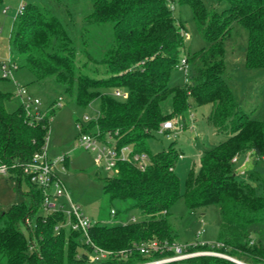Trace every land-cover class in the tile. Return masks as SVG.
I'll return each instance as SVG.
<instances>
[{"label": "trees", "instance_id": "16d2710c", "mask_svg": "<svg viewBox=\"0 0 264 264\" xmlns=\"http://www.w3.org/2000/svg\"><path fill=\"white\" fill-rule=\"evenodd\" d=\"M88 1L92 10L80 25L71 13L65 22L61 17L65 11L27 3L24 13L14 20L9 43L10 57L18 69L27 68L38 81L54 79L67 94L75 96L79 107L86 109L99 99L98 116L80 133L94 134L104 141L114 138L118 148L131 146L134 152L150 157L145 170L120 161L113 176L103 179V191L110 201L133 202L144 219L113 227L94 224L89 231L92 241L113 252L109 264H140L173 254L176 236L169 217L181 196L176 168L184 153L175 143L152 153L150 139L163 122L184 118L193 102L211 105L208 122L226 139L204 151L199 166L193 164L189 169L183 194L189 209L219 207L222 221L217 242L188 245L187 251L209 249L246 264H264V196L238 181L233 163L235 157L249 152L264 156V118L247 113L224 78L225 45L233 38V30L236 34L242 28L246 31L245 67L264 69V0H217L228 4L223 13L210 12L203 0H179L191 6L195 25L207 43L193 54L188 52L186 61L191 70L183 88L170 85L173 72L180 69L185 39L183 26L166 0ZM102 33L111 36V44L95 59L89 47ZM77 43L86 59L96 65V76L81 73ZM98 66L104 67L103 73ZM114 90L127 92L128 98L114 97L109 93ZM170 96L173 111L164 115L161 103ZM11 97L0 91V167L18 178L20 192L22 183L28 184L25 194L32 198V206L12 205L0 213V260L6 259V264L83 262L87 256L78 257L86 248L82 235L66 228L55 231L66 222L62 211L39 214L45 199L43 190L24 173L34 155L45 151L56 108L52 105L48 115L36 120L22 105L8 112L5 103ZM153 241L161 248L150 256L141 254V244ZM184 261L236 264L216 255Z\"/></svg>", "mask_w": 264, "mask_h": 264}, {"label": "rangeland", "instance_id": "374dc122", "mask_svg": "<svg viewBox=\"0 0 264 264\" xmlns=\"http://www.w3.org/2000/svg\"><path fill=\"white\" fill-rule=\"evenodd\" d=\"M20 0H2L0 2V61L10 57L9 39L17 18L16 8ZM35 3L40 6H48L60 11H65L61 16L65 22L73 15L80 25L83 17L92 10L88 0H25V3ZM210 12L223 13L228 8L225 2L219 3L217 0H203ZM59 3V5H57ZM174 12V17L183 26L185 39V49L181 52L182 60H185L188 52H194L207 46L201 33L197 29L191 6L188 3H180L174 0L169 4ZM9 7V13L3 11ZM91 8V9H90ZM109 28V27H108ZM241 28V27H238ZM246 31L242 28L236 34L233 30V38L225 45V71L224 78L231 85L235 96L243 109L252 114L253 117L264 118V69H247L245 67ZM111 44L109 34H99L94 37L89 47L90 53L95 59H99L107 51ZM79 54L77 64L81 73L89 76H96V65L86 59L81 51L80 44L77 43ZM187 62V61H186ZM181 66V65H180ZM187 72L183 67L175 70L172 74L170 85L183 88L189 81V63L186 64ZM104 67L98 66L99 72H104ZM19 87H24L35 98L40 99L39 109L43 114H49L52 105L56 106L59 98H62L61 106H56V113L50 119V133L46 145V155L48 160L57 161L54 164V171L59 176L65 188V194L57 200V205L69 220V211L72 204L81 208L82 213L90 219L92 224H103L109 227L128 224L144 219L142 213L133 208L131 201L121 200L110 201V197L103 191V179L113 176L112 172H107L98 167L95 162L96 154L87 151L79 146L80 130L79 121L84 124L88 116L91 120L96 119L99 114V99L84 109L75 102V96L66 93L65 87L57 84L54 79L48 78L38 81L27 68H20L14 74V79H0V91L12 95L11 100L5 103L8 112L15 111L22 105V98L18 94ZM113 94L112 91H109ZM193 106L185 113L182 129L177 136H167L159 131L150 139V149L152 153H157L167 149L172 143L183 151V156L177 163L176 173L181 179V196L170 210L169 223L174 233L176 244L180 246L211 244L217 242L218 233L222 221L220 209L217 206L200 207L189 209L183 197L185 191V180L189 169L196 163L199 166L200 157L204 151L215 148L221 141L225 140L224 135L218 134L214 127L208 122L211 112V105L198 106L192 102ZM173 111L172 96L161 103V112L169 115ZM112 145L116 141L109 140ZM241 156L235 164L236 178L254 187L258 195L264 196V160L257 159L256 155ZM241 172L245 174L242 175ZM28 184L22 183V192L18 189V178L11 177L8 173L0 172V213L7 211L12 205L32 206V198L25 193L28 192ZM114 210L116 215H112ZM42 209L39 214L46 215ZM70 221V220H69ZM68 230V228H67ZM22 232L27 235V229L22 227ZM194 258L213 253V250H197L193 252ZM0 264H6V259L0 260ZM179 264H197L184 261Z\"/></svg>", "mask_w": 264, "mask_h": 264}, {"label": "built area", "instance_id": "2783aa9c", "mask_svg": "<svg viewBox=\"0 0 264 264\" xmlns=\"http://www.w3.org/2000/svg\"><path fill=\"white\" fill-rule=\"evenodd\" d=\"M166 1L168 2V4H170L174 0ZM26 4L27 3H25V0H20L16 8L17 17L21 16L24 13ZM9 10L10 8L7 7L3 12L7 14L9 13ZM186 64L187 62L185 59L182 60L180 66L185 69V72H187ZM17 70L18 66L11 57L0 61V79H14V74ZM18 94L22 98V106L25 108L26 114L32 118H35L36 120H39L44 115L39 109V105L41 104L40 99L35 98L24 87H19ZM112 95L121 100H126L128 98V93L123 90H114ZM61 101L62 98H59L56 102V106H61ZM56 106L54 105L55 108ZM85 121L90 122L92 120L88 116H86ZM86 125L87 124H84L79 121V130H81ZM182 129L184 128L181 120L175 118L163 122L161 127L159 128V132L164 135H167L168 137H173L177 136V134L181 132ZM109 140H114V138L108 137L104 141L100 139L99 136H96L94 134L80 133L78 147H82L87 151L94 152L96 154V165L98 167L103 168L107 172H112V174L116 172L117 164L120 161L131 163L140 170H145L147 168L150 163V157L148 154L134 152L131 146L118 148L117 144L112 145ZM45 152L46 148L44 153L35 154L33 160L26 166H24V173L30 178L31 182L34 185L43 190L45 197L43 209L47 212L46 214H50L53 212L62 211V208H59V206L57 205V200H59V198L65 194V188L59 176L54 171V164L57 163V161L63 162L64 159H58L57 161L52 162L48 160ZM249 153H251L249 155H255L253 152ZM257 159L264 160V156H257ZM239 160L240 157L237 156L233 159V163L236 164L239 162ZM0 172L7 173V168L0 167ZM241 173L242 175L245 174L244 172ZM111 214L115 215L116 212L112 210ZM68 215L70 221H67L66 219V222L58 225L55 228V231L58 232L61 228H68V230L77 231L82 235V243L86 245V248H84V250H80L81 252L78 257L79 259H84V256H87V258H85V261L78 262L76 264H109L108 260H110L114 256V254L109 250H105L97 246L92 241L89 231L94 224H92L90 219H88L82 213L81 208L72 204L71 210L69 211ZM216 245L220 246L219 244ZM160 248L161 246L158 244V242H148L146 244H141L140 253L145 256H150L152 253L157 252ZM171 249L173 250V254L171 256L147 260L140 264H167L171 262H182L184 260L194 258L195 256L193 252L187 251V247L180 246L178 244H174ZM206 255H216L229 259L235 262L236 264H246L240 260L234 259L225 254H221L215 251Z\"/></svg>", "mask_w": 264, "mask_h": 264}, {"label": "crops", "instance_id": "0c3cea01", "mask_svg": "<svg viewBox=\"0 0 264 264\" xmlns=\"http://www.w3.org/2000/svg\"><path fill=\"white\" fill-rule=\"evenodd\" d=\"M241 158V157H240ZM196 164V163H195Z\"/></svg>", "mask_w": 264, "mask_h": 264}]
</instances>
